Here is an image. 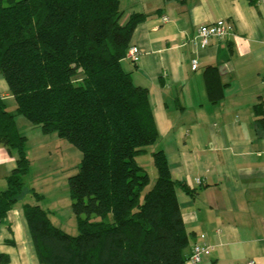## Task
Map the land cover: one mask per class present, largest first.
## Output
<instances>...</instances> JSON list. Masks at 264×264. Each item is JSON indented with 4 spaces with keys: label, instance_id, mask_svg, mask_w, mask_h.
<instances>
[{
    "label": "trees",
    "instance_id": "trees-1",
    "mask_svg": "<svg viewBox=\"0 0 264 264\" xmlns=\"http://www.w3.org/2000/svg\"><path fill=\"white\" fill-rule=\"evenodd\" d=\"M122 14L120 0H0V74L16 103L14 114L0 101V145L16 161L0 189V220L29 171L17 115L81 154L68 182L78 235L53 226L51 211L38 202L23 206L39 264H185L188 234L176 194L193 192L172 178L165 154L155 150L147 89L121 67L145 15L133 12L120 23ZM206 86L210 102L219 103L221 86L211 72ZM253 110L264 123V102ZM140 160L156 169L149 189Z\"/></svg>",
    "mask_w": 264,
    "mask_h": 264
},
{
    "label": "crops",
    "instance_id": "crops-1",
    "mask_svg": "<svg viewBox=\"0 0 264 264\" xmlns=\"http://www.w3.org/2000/svg\"><path fill=\"white\" fill-rule=\"evenodd\" d=\"M120 7L126 18L145 15L130 43L139 55L121 67L147 89L155 150L165 154L172 178L193 192L176 194L188 234L185 264H193L195 244L207 246L196 264H264V123L253 110L264 102V0H120ZM217 20L231 27L228 35L194 46L199 27ZM207 72L219 79V103L209 100ZM10 99L0 81L5 108ZM15 164L14 153L0 145L1 190ZM30 187L25 178L0 220L2 264H39L23 210L28 199L37 203Z\"/></svg>",
    "mask_w": 264,
    "mask_h": 264
},
{
    "label": "rangeland",
    "instance_id": "rangeland-1",
    "mask_svg": "<svg viewBox=\"0 0 264 264\" xmlns=\"http://www.w3.org/2000/svg\"><path fill=\"white\" fill-rule=\"evenodd\" d=\"M125 20L126 17L121 16L120 23ZM0 81L7 87L2 74H0ZM6 105L8 111L16 114L14 99H10ZM15 121L19 132L25 137L26 155L29 160L26 181L34 189V192L41 196L37 200L34 198V194H30L31 199L41 206L51 207V210H54L57 218L54 215L50 216L53 226L69 235H78L77 220L71 207L68 182L69 178L78 172L81 161L79 150L54 132L44 133L40 127L33 126L21 115H17ZM139 164L149 175L150 185L147 188L149 189L155 182L156 169L151 160H140ZM28 202H30L29 199ZM57 219L59 220L57 221Z\"/></svg>",
    "mask_w": 264,
    "mask_h": 264
},
{
    "label": "built area",
    "instance_id": "built-area-1",
    "mask_svg": "<svg viewBox=\"0 0 264 264\" xmlns=\"http://www.w3.org/2000/svg\"><path fill=\"white\" fill-rule=\"evenodd\" d=\"M229 31H231V27L226 24L224 20H217L208 25H202L199 27L197 31V35L193 39V45L198 46L200 44L201 47H206L210 44V40L212 38H217L218 40H222L228 35ZM139 55V51L137 47H131L127 51L126 57L129 59H134ZM198 67L197 61H192V68L196 69ZM200 180L197 181V184H200ZM207 252V246L195 244L192 253L189 257V260L196 264L200 262L201 256L203 253ZM248 264H253L250 261Z\"/></svg>",
    "mask_w": 264,
    "mask_h": 264
}]
</instances>
